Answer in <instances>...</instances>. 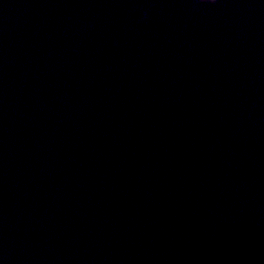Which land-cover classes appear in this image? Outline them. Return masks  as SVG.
<instances>
[{"label":"water","instance_id":"95a60500","mask_svg":"<svg viewBox=\"0 0 264 264\" xmlns=\"http://www.w3.org/2000/svg\"><path fill=\"white\" fill-rule=\"evenodd\" d=\"M0 264H264V0H0Z\"/></svg>","mask_w":264,"mask_h":264},{"label":"clouds","instance_id":"9594fccd","mask_svg":"<svg viewBox=\"0 0 264 264\" xmlns=\"http://www.w3.org/2000/svg\"><path fill=\"white\" fill-rule=\"evenodd\" d=\"M205 2H209V0H205ZM210 2H213V3H214V2H215V0H210Z\"/></svg>","mask_w":264,"mask_h":264}]
</instances>
